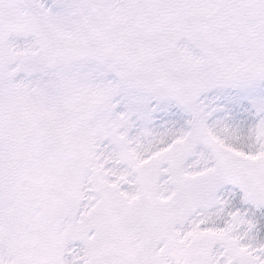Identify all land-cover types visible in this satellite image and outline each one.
Here are the masks:
<instances>
[{
	"label": "snow or ice",
	"instance_id": "6c2138e0",
	"mask_svg": "<svg viewBox=\"0 0 264 264\" xmlns=\"http://www.w3.org/2000/svg\"><path fill=\"white\" fill-rule=\"evenodd\" d=\"M0 264H264V0H0Z\"/></svg>",
	"mask_w": 264,
	"mask_h": 264
}]
</instances>
